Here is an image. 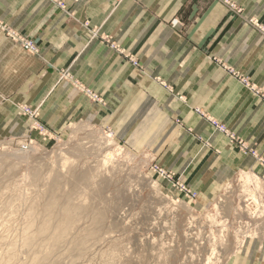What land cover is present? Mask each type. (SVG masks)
<instances>
[{
  "label": "crops",
  "instance_id": "obj_1",
  "mask_svg": "<svg viewBox=\"0 0 264 264\" xmlns=\"http://www.w3.org/2000/svg\"><path fill=\"white\" fill-rule=\"evenodd\" d=\"M231 1L241 15L219 0H0V136L22 134L33 106L61 136L95 123L190 179L237 172L243 155L211 122L264 155V101L239 80L264 91V0Z\"/></svg>",
  "mask_w": 264,
  "mask_h": 264
},
{
  "label": "rangeland",
  "instance_id": "obj_2",
  "mask_svg": "<svg viewBox=\"0 0 264 264\" xmlns=\"http://www.w3.org/2000/svg\"><path fill=\"white\" fill-rule=\"evenodd\" d=\"M19 117L25 131L0 136V264H264V155L222 123L238 171L190 179L95 123L61 136L37 107Z\"/></svg>",
  "mask_w": 264,
  "mask_h": 264
},
{
  "label": "built area",
  "instance_id": "obj_3",
  "mask_svg": "<svg viewBox=\"0 0 264 264\" xmlns=\"http://www.w3.org/2000/svg\"><path fill=\"white\" fill-rule=\"evenodd\" d=\"M125 0H116L117 4H121L122 2H124ZM222 4H224L231 13H233L234 15H240L242 13V9H240L234 2H232L231 0H219ZM260 28V27H259ZM21 43L23 41H25L24 39L20 40L18 39ZM24 48L25 50H27L30 53H37L38 49L35 46L34 43L30 42V41H25L24 43ZM189 194V193H188Z\"/></svg>",
  "mask_w": 264,
  "mask_h": 264
},
{
  "label": "bare ground",
  "instance_id": "obj_4",
  "mask_svg": "<svg viewBox=\"0 0 264 264\" xmlns=\"http://www.w3.org/2000/svg\"><path fill=\"white\" fill-rule=\"evenodd\" d=\"M126 1V0H125ZM16 36V35H15ZM17 38H19L18 36H17ZM23 39V38H22ZM30 53V52H29ZM55 134V133H54ZM111 140H109V144H111V142H110ZM112 145H113V143H112ZM73 181V180H72ZM76 181V180H75Z\"/></svg>",
  "mask_w": 264,
  "mask_h": 264
}]
</instances>
